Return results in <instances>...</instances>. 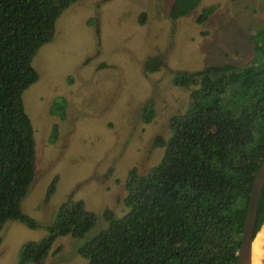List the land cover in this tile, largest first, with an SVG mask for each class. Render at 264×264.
Returning a JSON list of instances; mask_svg holds the SVG:
<instances>
[{"label":"trees","instance_id":"1","mask_svg":"<svg viewBox=\"0 0 264 264\" xmlns=\"http://www.w3.org/2000/svg\"><path fill=\"white\" fill-rule=\"evenodd\" d=\"M77 1L0 0V245L9 220L38 226L21 205L36 158L24 92L39 79L34 57ZM201 2L174 0L171 17L188 15ZM254 38L249 66L227 61L174 78L185 87L196 84L188 107L171 116L170 138L156 136L164 149L159 161L147 172L129 170L126 211L117 216L107 209V227L80 246L88 264H237L251 190L264 162V28ZM160 66L157 58L146 64ZM97 219L83 200L68 199L43 226L48 234L22 246L18 263L41 264L56 239L84 238ZM263 221L264 188L256 231Z\"/></svg>","mask_w":264,"mask_h":264},{"label":"rangeland","instance_id":"2","mask_svg":"<svg viewBox=\"0 0 264 264\" xmlns=\"http://www.w3.org/2000/svg\"><path fill=\"white\" fill-rule=\"evenodd\" d=\"M173 2L78 0L58 18L54 38L33 59L39 79L24 92L36 158L21 205L38 226L6 222L0 264H19L22 246L43 239V226L70 198L96 212V226L84 238L60 236L41 264H88L80 246L107 227V209L117 216L126 211L129 170L147 172L159 161L164 149L156 136L170 138L171 116L188 107L196 84L174 78L209 64L250 65L254 36L264 28V0H202L177 19ZM156 58L160 68H147Z\"/></svg>","mask_w":264,"mask_h":264},{"label":"water","instance_id":"3","mask_svg":"<svg viewBox=\"0 0 264 264\" xmlns=\"http://www.w3.org/2000/svg\"><path fill=\"white\" fill-rule=\"evenodd\" d=\"M264 188V162L260 171L258 172L255 183L251 190V196L247 208L246 220L244 225V230L242 232L241 243L239 251L237 253L238 259L237 264H250L251 253H252V243L256 234L259 232L260 228L263 226L264 221L258 231L256 228L257 221V209L260 199L261 192Z\"/></svg>","mask_w":264,"mask_h":264},{"label":"bare ground","instance_id":"4","mask_svg":"<svg viewBox=\"0 0 264 264\" xmlns=\"http://www.w3.org/2000/svg\"><path fill=\"white\" fill-rule=\"evenodd\" d=\"M250 264H264V224L252 243Z\"/></svg>","mask_w":264,"mask_h":264}]
</instances>
